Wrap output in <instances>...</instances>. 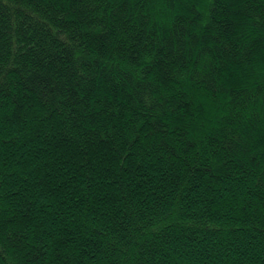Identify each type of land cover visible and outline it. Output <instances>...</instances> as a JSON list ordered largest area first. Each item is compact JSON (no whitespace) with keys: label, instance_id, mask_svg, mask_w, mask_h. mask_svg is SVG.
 I'll return each mask as SVG.
<instances>
[{"label":"trees","instance_id":"trees-1","mask_svg":"<svg viewBox=\"0 0 264 264\" xmlns=\"http://www.w3.org/2000/svg\"><path fill=\"white\" fill-rule=\"evenodd\" d=\"M0 264H264V0H0Z\"/></svg>","mask_w":264,"mask_h":264}]
</instances>
